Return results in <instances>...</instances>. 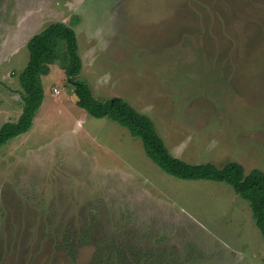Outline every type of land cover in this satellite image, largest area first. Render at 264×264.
<instances>
[{
    "label": "rangeland",
    "instance_id": "1",
    "mask_svg": "<svg viewBox=\"0 0 264 264\" xmlns=\"http://www.w3.org/2000/svg\"><path fill=\"white\" fill-rule=\"evenodd\" d=\"M61 20L96 99L147 115L185 162L264 172V0H0V126L22 111L27 41ZM40 82L31 127L0 147V264H264L231 186L165 173L77 106L60 63Z\"/></svg>",
    "mask_w": 264,
    "mask_h": 264
},
{
    "label": "trees",
    "instance_id": "2",
    "mask_svg": "<svg viewBox=\"0 0 264 264\" xmlns=\"http://www.w3.org/2000/svg\"><path fill=\"white\" fill-rule=\"evenodd\" d=\"M26 47L29 58L18 74L22 111L16 121H6L0 126V147L31 127L43 100L40 77L49 72L50 64L58 62L73 86L77 106L92 117L107 118L126 128L131 136L141 140L147 157L165 173L182 180H207L231 186L237 195L249 203L255 225L264 241L263 171L254 168L246 172L236 161H226L221 165L213 162H185L168 151L147 115L139 113L120 97L96 99L88 84L78 77L81 58L76 35L73 28L66 23H50L34 34L27 41Z\"/></svg>",
    "mask_w": 264,
    "mask_h": 264
},
{
    "label": "crops",
    "instance_id": "3",
    "mask_svg": "<svg viewBox=\"0 0 264 264\" xmlns=\"http://www.w3.org/2000/svg\"><path fill=\"white\" fill-rule=\"evenodd\" d=\"M66 5L67 4H70V2H66L65 3ZM32 17H33V15H31L29 18H27V20H25V21H21L20 23H18V24H16V25H13V26H22V27H25V25H27L28 26V24H32L33 23V21H32ZM60 22H63L62 20L60 21ZM67 23V22H66ZM25 28H23L22 30H24ZM59 92V91H58Z\"/></svg>",
    "mask_w": 264,
    "mask_h": 264
},
{
    "label": "built area",
    "instance_id": "4",
    "mask_svg": "<svg viewBox=\"0 0 264 264\" xmlns=\"http://www.w3.org/2000/svg\"><path fill=\"white\" fill-rule=\"evenodd\" d=\"M54 91H55V92H58V90H57L56 88H54Z\"/></svg>",
    "mask_w": 264,
    "mask_h": 264
}]
</instances>
